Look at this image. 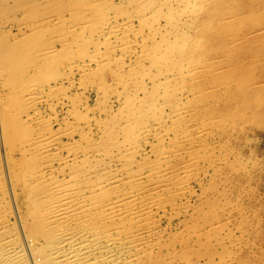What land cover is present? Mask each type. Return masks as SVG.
<instances>
[{
  "label": "bare ground",
  "instance_id": "bare-ground-1",
  "mask_svg": "<svg viewBox=\"0 0 264 264\" xmlns=\"http://www.w3.org/2000/svg\"><path fill=\"white\" fill-rule=\"evenodd\" d=\"M16 1L28 4L36 12L45 0ZM103 1L107 0H84V5L70 11L71 27L42 30L47 42L37 52L41 60L32 65L30 73L35 83H31L30 92L23 100L32 112L31 119L25 122L28 130L25 141L29 145L27 165L26 161L18 162L13 154H7L2 146L7 136L5 128L8 127L10 134L13 131L9 122L5 127L0 114V264H127L128 253L138 248L133 236L152 227L140 218L149 212L146 208L143 207L140 215L135 211L138 196L152 184L138 188L135 182L173 180L168 172L172 152L166 148L157 128L163 127L167 119H171L172 129L184 127L180 117L186 121L192 99L187 97V103L181 100L190 88L201 94L203 107L211 99L219 101L218 108L207 107L200 121L192 125L199 134L205 131L204 126L209 132L223 130L221 118L237 125L231 109L250 97L251 85L242 89L235 75L226 76L227 68L221 61L223 56L236 54L235 44L241 36L233 37L229 30H237L239 16L249 12L243 0H144L136 15L123 18L126 21L123 27L128 25L125 29L119 23L120 18L110 14V3ZM4 3L7 0H0V9ZM68 12L58 9L44 19V24L47 20L65 22ZM147 12L152 17H146ZM138 17L145 26L151 20L156 21L152 26L160 35L143 44L140 57L106 64L105 61L118 60L116 49L121 48L131 56L137 50L129 33L122 38L123 44L112 39L121 32L124 34ZM162 21L165 25H161ZM36 28L41 29L33 25L32 32L40 36ZM89 28H92L91 36L85 37ZM165 28H169L168 33L163 31ZM221 28L227 32L223 34ZM73 36L79 40L70 43ZM96 38L104 39L102 44L107 49L101 50V44L98 45L91 58L100 62L98 68L108 65L113 75L111 83L103 76L101 87L108 93L106 98L118 95L122 104L116 113L107 114L113 118L105 128L100 126L107 141L100 145L87 137L97 124L89 117L84 119L89 132L82 126L80 133L91 149L88 150L84 147L86 142L80 144L75 139L72 143L63 142V136L74 135L79 123L73 122L71 130H53L59 122L55 110L52 109L50 117L43 116L39 105L53 94V87L49 80L40 77V72L56 56L55 43L62 40L64 46L75 44L81 53H88ZM260 43L264 46V40L257 41L259 50ZM255 60L249 65H254ZM73 67L91 69L85 61ZM62 75L59 67L57 77ZM221 86L227 90H221ZM140 91L145 92L143 96L139 95ZM167 101L171 103L169 115L164 109ZM250 106L252 110L253 105ZM85 108L92 110L89 106ZM254 108L262 107L257 104ZM255 115L257 122L264 123V116H259L258 111ZM153 138L158 139V144L152 145L155 160H138L146 152V143ZM176 139L180 144L187 137L178 134ZM194 159L186 166L188 170L194 167ZM136 160L140 163L137 172Z\"/></svg>",
  "mask_w": 264,
  "mask_h": 264
},
{
  "label": "rangeland",
  "instance_id": "rangeland-1",
  "mask_svg": "<svg viewBox=\"0 0 264 264\" xmlns=\"http://www.w3.org/2000/svg\"><path fill=\"white\" fill-rule=\"evenodd\" d=\"M143 1L103 2L110 3V14L117 15L123 27L126 22L123 18L136 15ZM259 1L249 0L247 3L243 0L249 12L239 16L241 22L237 30H229L233 37L241 36L235 44L236 54L221 58L227 68L226 76L235 75L242 83V89L251 85L252 91L247 101L237 103L231 109L233 122L237 125L224 122V118H221L223 121H219L224 125L223 130L209 132L204 126L202 130L205 131L199 134L192 125L200 121L207 107L218 108L219 101L211 99L209 105L203 107L200 103L201 94L196 88H190L181 100V103H185L187 97L192 99L189 101L191 114L186 115V121L180 117L185 122L184 127L172 129L171 119H167L163 127L157 128L159 135L164 138L166 148L172 152L173 160L168 172L173 180L166 183L158 180L135 182L138 188L152 184L142 191L135 204V211H139V215L143 207L149 211L140 215V218L152 227L133 236L138 248L128 253L127 264H264V123L255 120L257 111L259 116H264V46L260 43L259 50L257 45V41L264 40V4H259ZM84 4V0H45L36 12L28 4L22 5L16 0H7L3 7L1 5L0 114L5 127L6 122H9V128L13 131L10 134L8 127L5 128L7 136L2 146L18 162L26 161V165L28 162L29 145L25 141L28 130L25 122L31 119L32 112L23 100L34 81L30 75L32 65L41 60L37 52L47 42L42 30L59 31L71 27L73 21L70 19V11ZM58 9L69 10L65 13L67 20H47L44 24V19ZM248 14L251 16L248 17ZM146 17H152V13L147 12ZM155 23L151 20L149 26H145L139 17L134 18L124 34L121 32L112 41L123 44L122 38L129 33L137 50L131 56L121 48L116 49L118 60L105 63L114 65L123 59L140 57L143 44H149L151 38L161 33L152 26ZM33 25L41 28H36L41 32L40 36L32 32ZM161 25H165V21ZM126 27L128 25L123 29ZM168 30L165 28L163 31L168 33ZM221 31L223 34L227 32L222 28ZM91 33L92 28L87 29L85 37L91 36ZM76 40L79 38H69L70 43ZM103 41L96 38L89 52L81 53L78 45L64 46L61 40L54 44L56 56L40 72V77L49 80L53 87V94L39 105L43 116L50 117L52 109L55 110L59 122L52 127L53 130H71L73 122L79 123L80 127L74 135L69 138L63 136V142L72 143L74 139L80 141V144L86 142L84 147L88 150L91 149L80 133L82 126L85 132H89L84 119L89 117L97 124L87 137L90 142L100 145L107 142L100 126L105 128L106 123L113 118L107 114L116 113L122 104L118 95L106 98L108 93L101 87L103 76L106 82L113 81L109 66L98 68L100 62L91 58L96 54L98 45L101 44V50L107 49ZM252 60H255L254 65H249ZM84 61L91 65V69L83 71L73 67ZM59 67L63 75L57 77ZM221 87V90H227ZM144 93L140 91L139 95L143 96ZM110 98L112 100L108 102ZM257 104L261 105L260 110L254 108ZM85 106L92 110L86 111ZM164 109L166 115L171 113L169 101L165 103ZM178 134L187 137V140L178 144ZM72 137L73 140L70 139ZM155 144H158L157 138L149 140L145 146L146 152L138 156V160L146 158L153 162L156 157L152 145ZM66 152L63 154L66 155ZM193 158L195 165L188 170L186 166ZM138 160L134 164L135 172L140 170ZM124 223L131 227L130 222Z\"/></svg>",
  "mask_w": 264,
  "mask_h": 264
}]
</instances>
